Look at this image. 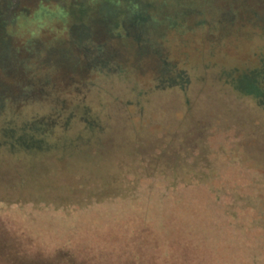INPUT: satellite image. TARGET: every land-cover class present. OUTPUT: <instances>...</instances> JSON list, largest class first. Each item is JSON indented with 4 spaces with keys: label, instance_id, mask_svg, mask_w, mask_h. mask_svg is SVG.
Returning a JSON list of instances; mask_svg holds the SVG:
<instances>
[{
    "label": "rangeland",
    "instance_id": "374dc122",
    "mask_svg": "<svg viewBox=\"0 0 264 264\" xmlns=\"http://www.w3.org/2000/svg\"><path fill=\"white\" fill-rule=\"evenodd\" d=\"M244 2L233 5V27L206 13L166 31V73L184 77L168 81L122 41L126 13L105 21L92 0H0L8 20L68 7L62 19L9 35L15 52L0 67V264H70L67 253L113 264L131 244L142 264L143 249L191 238L226 264H264V105L232 80L264 60V0ZM16 23L7 22L11 32ZM70 26L106 45L112 65L73 69ZM31 43L40 51L25 50ZM13 60L24 63L10 77ZM35 120L52 123L49 149L4 138Z\"/></svg>",
    "mask_w": 264,
    "mask_h": 264
},
{
    "label": "trees",
    "instance_id": "16d2710c",
    "mask_svg": "<svg viewBox=\"0 0 264 264\" xmlns=\"http://www.w3.org/2000/svg\"><path fill=\"white\" fill-rule=\"evenodd\" d=\"M94 2V10L97 16L101 17V20H116L119 18L120 14L126 13L127 20L124 22V25H121L119 28L121 31L125 30V34L121 36L122 41L127 42L133 47L134 52H136V57L142 58L145 60L157 61V68L162 69L161 77H167L168 81L182 80L184 79L182 73H177L175 76L167 74L166 72H171L172 63L164 58V53L162 46L159 43L161 37H165L166 31L171 29L177 31H184L191 19L195 16L206 15V13H212V17L215 20L216 24L220 27L225 24L224 21L230 19L231 27H233L234 21L237 17V12L233 9V5L239 9H247L244 0H236L233 4L228 1L227 8H221L218 5V0H92ZM214 2L216 5L212 4ZM217 2V3H216ZM102 6L107 9V15L105 18L101 16ZM67 8L48 9L46 7L39 6L36 10L33 11L32 15H26L27 11H17L10 17V20L16 21V27L13 32L10 30V25H7V22L10 20L7 19V14L3 11L0 3V67L2 68L7 64L8 51L12 53L15 52L14 48L11 47L9 42V35L14 33H20L22 30H28L33 26L34 23L37 24V28L44 26L49 21L55 19H62L65 17ZM214 8V9H213ZM231 9V10H229ZM190 11V13H187ZM230 11V14L228 12ZM220 12L221 13L220 15ZM228 15L227 17H225ZM187 14H190V20L186 17ZM8 20V21H7ZM67 20V18H66ZM10 33L8 34V31ZM70 30V39L65 41L68 52L70 53V58L73 63L68 65L74 66L73 69H77L80 72H85L86 68H109L112 65L113 53L105 45V47H98L93 45V39L95 35H91L82 29L71 28ZM162 39V38H161ZM129 42V43H128ZM29 45L25 50L31 53H35L36 50L40 51V47ZM123 45V44H122ZM124 46V45H123ZM2 56V57H1ZM69 60V59H68ZM66 61V60H65ZM60 62L62 67L66 62ZM23 60H13L12 64H9L8 71L11 72L9 76L16 74L18 66L23 65ZM54 65V64H53ZM11 70V71H10ZM260 77L264 80V60L261 64L256 67L254 71L249 74H238L232 80L238 91L245 94H252L256 96L260 102L264 105V83H260ZM162 80L164 78H161ZM13 82L14 80H10ZM1 88L3 84H1ZM7 89V88H6ZM8 91V90H6ZM1 97V96H0ZM2 98V97H1ZM2 100V99H1ZM52 125L51 122H41L38 120L31 121L29 125V130L26 128L20 129L19 132L15 128H6L4 129V138H7L10 142L13 143V146H23L28 150L43 151L49 149L52 146L50 143L48 134L52 132L50 128ZM59 141H67L62 138ZM57 141L56 144L59 142ZM69 144L71 141L68 142ZM195 239L191 238L188 244H182L177 242V245H166L161 251L160 247H153V251L146 252L143 249V254L140 257L142 259V264H226L222 260L223 253L217 252L215 249L210 253H203L199 251V243ZM215 244V243H214ZM134 245H130L129 250L125 253L124 260L116 259L113 264H133L136 260L139 259V256H136L138 252L133 250ZM215 248H218L216 245ZM173 249H176V254L173 253ZM159 250V251H158ZM67 253V251H66ZM18 257V255H15ZM23 256H19L22 258ZM24 258V257H23ZM20 261L25 264V262L30 263V259H24ZM105 258V259H104ZM66 260L70 264H98L99 262H105L106 257L104 254H96L94 256H87L81 260L74 261V257L67 253ZM34 259L31 260L33 263ZM36 262V261H35ZM37 263V262H36ZM104 264V263H102Z\"/></svg>",
    "mask_w": 264,
    "mask_h": 264
}]
</instances>
